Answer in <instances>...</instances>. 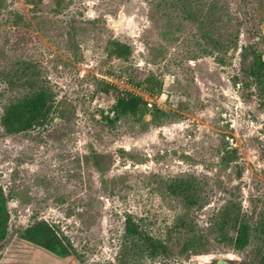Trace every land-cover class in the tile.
<instances>
[{
  "label": "rangeland",
  "instance_id": "1",
  "mask_svg": "<svg viewBox=\"0 0 264 264\" xmlns=\"http://www.w3.org/2000/svg\"><path fill=\"white\" fill-rule=\"evenodd\" d=\"M245 51L264 62V0H0V264H264V92ZM116 89L147 113L117 118ZM40 91L48 121L8 135L5 107ZM40 221L81 260L20 238Z\"/></svg>",
  "mask_w": 264,
  "mask_h": 264
},
{
  "label": "trees",
  "instance_id": "2",
  "mask_svg": "<svg viewBox=\"0 0 264 264\" xmlns=\"http://www.w3.org/2000/svg\"><path fill=\"white\" fill-rule=\"evenodd\" d=\"M247 51V49H246ZM242 54V70L246 78L253 81L257 89L264 92V62L257 52ZM131 48L123 43L114 42L112 44L111 53L119 59H126L131 55ZM251 56V58H249ZM116 104L114 114L117 118L121 116H144L147 113V102L142 96L128 93L122 94L116 89ZM152 94V90H148ZM51 97L49 93L40 91L34 96L25 98L17 103L10 104L5 107L1 118L2 126L8 135H15L28 132L36 126L44 125L52 112ZM230 155V152L228 153ZM100 155H96L94 166L103 171ZM226 162L230 161L228 156L224 157ZM176 189H184L182 184L176 185ZM238 222V220H236ZM10 222V213L8 210V198L3 188L0 186V242H3L8 235ZM258 228L264 235V214L262 222ZM125 229L129 235H139L141 227L134 221L132 216H128L125 221ZM237 236L230 239L233 247L237 250H243L249 243L251 226L249 224L235 225ZM20 238L35 246H38L53 255L66 259L75 257L81 260L80 254L76 247L63 234L61 229L55 224L48 221H40L34 225L24 229L20 233ZM152 251L165 252L166 248L162 242L155 241L153 238L147 239Z\"/></svg>",
  "mask_w": 264,
  "mask_h": 264
},
{
  "label": "water",
  "instance_id": "3",
  "mask_svg": "<svg viewBox=\"0 0 264 264\" xmlns=\"http://www.w3.org/2000/svg\"><path fill=\"white\" fill-rule=\"evenodd\" d=\"M218 264H228V263H225V262H219Z\"/></svg>",
  "mask_w": 264,
  "mask_h": 264
}]
</instances>
